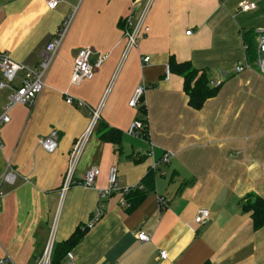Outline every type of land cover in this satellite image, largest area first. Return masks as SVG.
<instances>
[{
    "label": "crops",
    "instance_id": "1",
    "mask_svg": "<svg viewBox=\"0 0 264 264\" xmlns=\"http://www.w3.org/2000/svg\"><path fill=\"white\" fill-rule=\"evenodd\" d=\"M141 1L61 0L49 11L46 0H0V53L30 69L75 13L42 91L29 107L10 109L0 126V258L35 264L55 221L56 245L82 234L67 250L75 264H264V226L254 229L252 213L242 208L251 195L264 201V75L248 63L242 41L243 33H256L257 53L264 0H247L255 8L246 13L238 10L242 0H154L144 19L148 33L125 53L119 21L134 24ZM85 48L107 59L91 81L71 85L73 61ZM171 59L189 63L216 89L200 109L189 105L183 79L170 73ZM237 64L251 67L236 73ZM138 86L145 88L142 103L130 108ZM8 95L0 91V116ZM66 96L80 106L66 104ZM94 112L73 178L80 183L92 167L98 176L91 188L70 187L62 196L69 153ZM134 122L146 135L129 133ZM99 124L111 131L104 139ZM51 132L57 149L48 154L39 140ZM111 167L121 189L144 196L130 210L121 191L98 201ZM199 209L209 212L204 224L194 222ZM98 210L101 218L87 229ZM138 233L149 242L140 243ZM54 264H67L65 256L56 254Z\"/></svg>",
    "mask_w": 264,
    "mask_h": 264
},
{
    "label": "built area",
    "instance_id": "2",
    "mask_svg": "<svg viewBox=\"0 0 264 264\" xmlns=\"http://www.w3.org/2000/svg\"><path fill=\"white\" fill-rule=\"evenodd\" d=\"M81 1V0H79ZM142 8L139 14L137 21L134 24H131L129 17L126 19L125 23V32L124 37L126 39L125 53L130 49L137 46V42L144 38L148 33V28L144 26V19L152 6L154 0H142ZM61 3V0H46V8L49 11L56 10ZM137 2L132 1L131 3V13L135 9ZM238 10L242 13L249 12L254 10L255 5L250 3L247 0H242L238 3ZM75 13L70 11L68 15L63 19L59 30L56 32L51 41L45 46L44 50L41 53L39 64L36 68H25L15 62H13L6 53H0V91L7 90L9 92L7 103L3 108L2 115L0 116V126L7 124L9 122L8 113L10 109L14 106H23L29 107L38 94L42 91L43 88V79L47 73L50 65L52 64L55 56L57 55L58 50L60 49L71 25L74 20ZM190 31L186 32V35H189ZM258 46L256 53L255 65L260 69L264 75V36L258 38ZM107 59L106 55L95 54L90 48H85L80 50L73 61L72 72L70 76V84L77 85L83 81H91L94 77L96 71H98L105 60ZM142 63L148 64L149 58L143 57L141 59ZM250 65L244 66L237 64L235 67V72L240 73L245 69L250 68ZM166 78H168V72L166 68ZM220 85L217 83L216 86ZM145 88L143 86H138L128 102L130 108H137L141 105L143 94ZM65 103L69 105L76 104L80 106V103L74 102L69 97H65ZM97 112H94L93 119L90 122L88 129L78 138L77 141L72 146V149L69 153L67 168L62 179V185L60 188V194L63 196L70 187L80 186L84 188H91L98 176V170L96 167L88 169L81 182H76L73 178L74 168L77 164L79 155L81 153L83 144L85 140L90 136L97 119ZM144 126L140 122H134L130 127V134L136 135L139 132H142ZM144 132V131H143ZM145 134V133H144ZM143 134V135H144ZM146 135V134H145ZM39 146L41 149L48 153L52 154L57 149V134L51 132L46 137L39 140ZM168 155H164L162 162H167ZM3 181L7 183H12L11 175H4L2 178ZM108 187L104 190L98 192V201H104L112 193L116 191H121L124 195L129 193L131 189L119 187L116 170L114 167H111L108 172L107 178ZM209 212L205 209H199L196 213L194 222L196 224H204L208 219ZM101 211L98 210L94 213L87 225V229H90L95 225L101 218ZM54 224L52 222L48 241L41 253V255L36 259L35 264H51V253L53 248V234H54ZM137 240L140 243L149 242V237L143 233H138L136 235ZM159 258L161 260H166V252L160 251ZM67 264H75L74 256L71 253L65 255ZM0 264H13L8 257L0 258Z\"/></svg>",
    "mask_w": 264,
    "mask_h": 264
},
{
    "label": "trees",
    "instance_id": "3",
    "mask_svg": "<svg viewBox=\"0 0 264 264\" xmlns=\"http://www.w3.org/2000/svg\"><path fill=\"white\" fill-rule=\"evenodd\" d=\"M125 23L126 18L120 19L119 27L125 32ZM257 36L256 33L249 32L242 34V41L246 48V57L248 59V63L252 64L256 60L255 53V42L254 39ZM169 71L172 74L178 75L183 79L184 83V92L189 98V105L193 109H200L203 105V102L207 99L212 98L216 94V89H211L208 86V81L204 75L200 74L198 70L193 68L189 63H176L173 59L169 61L168 65ZM146 134V129H143ZM107 132H111L107 130L104 125L99 124L97 129V137L99 139H104ZM117 134V131H115ZM153 179L151 174L148 173L146 177L143 179L144 185L149 188L151 187ZM143 195L140 190L130 191L125 195V203L127 204V208L130 210L135 207L142 199ZM244 211H249L252 213L251 218L253 221L254 229H258L264 226V201L260 198L251 195L249 199H247L243 206ZM84 233V232H82ZM82 234H76L72 237L71 240H68L66 243L62 245H53L52 253H51V264L55 263L56 254L66 255L67 250L74 245L80 238Z\"/></svg>",
    "mask_w": 264,
    "mask_h": 264
}]
</instances>
